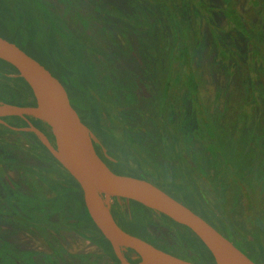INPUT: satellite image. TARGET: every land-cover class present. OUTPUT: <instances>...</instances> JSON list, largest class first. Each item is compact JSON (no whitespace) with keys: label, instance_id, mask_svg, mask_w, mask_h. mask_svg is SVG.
<instances>
[{"label":"flooded vegetation","instance_id":"obj_1","mask_svg":"<svg viewBox=\"0 0 264 264\" xmlns=\"http://www.w3.org/2000/svg\"><path fill=\"white\" fill-rule=\"evenodd\" d=\"M54 2L0 0V15L24 11L16 27L8 25L14 16L2 17L14 31L26 32L16 36L22 47L28 46L26 38L36 42L41 29L54 27L47 13L62 12L57 25L78 41L83 62L93 64L94 94L77 97L62 83L95 133L97 153L115 173L154 183L147 175L126 174L139 166L124 152V145L132 148L139 135L135 133L147 124L157 130L147 137L139 135L149 143V153L167 152L185 165L181 171L189 173L199 193V186L208 184L211 189V182L218 181L215 172L227 175L224 159L237 150L247 149V158L244 153L242 158L254 159L255 149L251 141L244 146L241 128L247 120L244 109H252L264 97L263 87L250 102L245 99V92L255 91V77L264 69V0H65L56 9ZM83 69L88 72L87 66ZM7 94L0 82V102L21 105ZM224 95L227 108L220 109L215 100ZM27 101L21 106L38 105L35 97ZM91 107L100 115L94 127L87 116ZM117 112L121 117H114ZM259 125L261 133V120ZM33 127L63 152L57 133L44 121L30 115L0 117V264H123L113 246L96 235L98 229L104 236L90 215L82 185ZM225 177L217 189L223 186L226 193L239 188L248 195L249 185L236 188L233 178ZM171 182L162 183L170 187ZM76 199L85 207L82 214ZM125 202L116 199L113 206L124 230L117 213L126 211ZM147 230V241L174 254L177 236L171 241ZM190 243L193 247L177 252L195 254L197 243ZM124 254L133 264L144 261L133 249Z\"/></svg>","mask_w":264,"mask_h":264},{"label":"water","instance_id":"obj_2","mask_svg":"<svg viewBox=\"0 0 264 264\" xmlns=\"http://www.w3.org/2000/svg\"><path fill=\"white\" fill-rule=\"evenodd\" d=\"M0 59L18 69L19 76L31 86L38 104L21 106L0 102V117L30 115L55 130L63 148L62 153L41 130L32 128L82 185L92 219L110 241L123 264H133L124 254L127 249L135 250L144 259L142 264L201 263L164 251L124 230L113 213L116 199L136 201L190 228L213 253L216 264H258L203 216L156 184L115 173L97 153V137L73 106L63 83L17 44L2 36ZM107 196L112 200L111 204L107 202Z\"/></svg>","mask_w":264,"mask_h":264},{"label":"rangeland","instance_id":"obj_3","mask_svg":"<svg viewBox=\"0 0 264 264\" xmlns=\"http://www.w3.org/2000/svg\"><path fill=\"white\" fill-rule=\"evenodd\" d=\"M52 1L54 2V0ZM64 1L65 0H61V3L59 5L61 6ZM59 5L55 1L54 9L60 7ZM30 10L31 8L28 10V12H30ZM38 11H42V8H38ZM59 14L62 15V12L60 10ZM59 14H56L57 17L62 18ZM11 16H14L15 18H11ZM22 16H24V11L21 12L19 10L13 11V13L6 12L5 14H2V17L5 19L11 18L9 19L8 25H11L13 23V27L17 26L15 23H18ZM23 23L24 21L22 22V24ZM11 30L13 29L10 26H7V24H0V31L4 32V36L10 39L14 38L15 42H18L20 45H22V43L16 38V36H12L10 32ZM40 36L41 34H39V37ZM23 49L28 53L34 55L35 50L32 49V47L25 45ZM46 65L51 68L49 63L46 62ZM259 68L261 67L257 66L256 71H258ZM255 78L257 79L255 91L253 93L245 92L246 101L250 100V96L255 95L257 92L263 91L262 88L264 87V85L262 84V79L264 78V69ZM260 98V102H263L262 104H260L259 101L257 102L256 99H253V102H257L258 105H256L252 109H244V112L247 115V120H245L246 122L241 128L242 138H244V146L246 147L247 143L251 141L255 149L254 160L250 163L251 167L250 165H248L249 172L253 176V182L249 185L250 190L249 192H247L248 195L246 197L245 194L238 189L234 190L232 188H229L225 193L223 186L221 187V191L223 193L222 195L221 191L216 187L220 185V183L222 185V182L226 178V173L222 175L220 171L215 172V175L218 174V181L216 182V180H214L213 182H211L212 188L210 189V186L208 184L206 186H203V188L199 186V193L198 189L195 187L198 184L192 182L188 172H186L185 170L184 172L181 171V169L185 165L180 164L178 161H173L174 158L167 152L163 154L159 153L156 156L149 153V143L142 138L147 137V135H152V132L153 134L157 132L152 124H147L144 129L142 128V130H137L135 134H139L142 138L140 137L139 139L138 135L137 138L133 140L132 148L124 145V152L129 154L132 158V162L139 166V168H133L132 172L126 171V174H131L138 177L141 176L140 174L144 176L147 175L151 181L163 187L165 191L169 192L170 195H172L174 198L181 201L191 209H194L198 213L203 214L211 222L212 225H214L220 232H222L225 236L232 240L256 263L264 264V130H261V133L258 132L260 129V120L263 123L264 128V97L262 98L261 95ZM215 102L220 109L227 108V100L225 95L216 98ZM120 114L121 112H117L115 113L114 117H121ZM230 123L235 124L233 121H230ZM127 126L131 127L129 125ZM229 128L232 129L233 126H229ZM158 131L162 133L160 130V126ZM187 132L188 130L186 129L184 133L186 134ZM178 133H180V131ZM141 139L143 141H141ZM236 153L239 155H242L244 153L245 157L247 158V149L239 151L237 150ZM125 157L130 161L129 156ZM244 162L245 161L243 160L239 166L245 168ZM228 170L229 172L232 171L231 168H229ZM147 171L150 173H148ZM169 181H172V186L169 187L168 185L163 184ZM76 201L77 202L74 203L75 207L77 208L79 213L82 214L85 207H83V205L78 202V199H76ZM125 203L129 207L126 208L125 213H131L133 215L135 221L137 222L136 224L138 227V231H142L144 226H146L147 224L148 228H150V230L156 234V237L161 236L173 241L175 236H177V239L174 240V243L177 245L176 249L181 250L180 252H183L184 249L193 247L190 242L194 241L195 243H197V239L199 238L190 228L184 225L182 226L181 224L179 225L163 214H150L145 205L142 206L140 205V203L139 205L136 203H132L131 201ZM147 217L149 218L147 219ZM170 227H172V229ZM95 233L96 235H98V237L102 238L104 242L112 247L111 243L104 238V236L98 229H95ZM189 238L193 239L189 241L187 240ZM196 248L197 250L195 251V254L193 253L190 254V256H187V254L184 255L183 253L181 257L201 264L213 263L215 257H213L212 255L207 258L203 256L198 257V245H196Z\"/></svg>","mask_w":264,"mask_h":264},{"label":"trees","instance_id":"obj_4","mask_svg":"<svg viewBox=\"0 0 264 264\" xmlns=\"http://www.w3.org/2000/svg\"><path fill=\"white\" fill-rule=\"evenodd\" d=\"M47 15H49L50 20L52 22V25L54 27H52L50 31L48 29H45V28L41 29L39 32V34H41V36L36 42H32L28 38H26V42H27L28 46L32 47V49H34L35 52H34V55L28 53L27 51H25V52L28 53L33 58H35L37 61H39L42 65L46 66L48 68V70L50 71V73L54 77L58 78L61 82L64 83V85L66 87L70 88L69 89L70 94H73V95L76 94L77 97H79V96L81 97V96L86 94L87 97L88 96L92 97L94 94L93 91H94V81H95L93 64L83 62V54H82L81 48L79 47L78 41L72 40V38H71L72 36L70 35V33L67 32L66 30H64L62 27L57 25V21H58L57 15L53 14V13H47ZM0 24H4L2 21L1 15H0ZM10 32H11L12 36H14V37L17 36L16 34H18V33H21L23 35H25V33H26L23 31L18 32V30H15V31L11 30ZM3 33H4L3 31H0V36L6 38L10 42L17 44V42H15L14 38L10 39V38L4 36ZM45 38H47V39H45ZM69 40H70V42H69ZM71 40L73 41V43L71 42ZM62 41H64V43H65L64 46H63ZM67 41H68V43H67ZM18 46L22 49L24 47V46L21 47L20 45H18ZM46 62L49 63L51 68L48 65H46ZM84 66H87L88 72L83 69ZM0 70L2 72L8 73V74H18V75L20 74L18 69L14 65H12L11 63L4 61L2 59H0ZM0 82H2L4 85L5 93H8L7 95L13 97L14 100H12V101H14V102L17 101L15 103H18L21 105L28 104L27 100L30 97H35L31 86L28 84V82L23 77H20V76L16 77V78L15 77H8L6 75H3V73H1L0 74ZM87 116L91 118V121H93V124H92V126H93L94 122L96 123V120L99 118L100 115H99V112L97 111L96 107L95 108L91 107L90 111H87ZM225 151H227V150H223V153ZM224 155H225V153H224ZM225 157H226V155H225ZM224 160L226 161V168L232 169V171H230V172L228 171L226 176H228L230 179L233 178V183H236L235 184L236 188H237V186H241L242 184H244V186L250 185L249 178H250L251 174L248 173L247 170L249 167L248 165H250L251 161L254 160L253 158L249 161L248 159H245L244 157L242 158V155L234 153V156H230L229 158H225ZM243 160L245 161L244 165H245L246 169L244 167L239 166ZM250 167H251V165H250ZM157 186H159L160 188L163 189V187H161L160 185H157ZM232 186L234 187L233 184H232ZM141 205L144 206L143 204H141ZM146 208L149 210L150 214L155 213L154 210H152L148 207H146ZM195 212L198 213L197 211H195ZM198 214H200L206 220H208L203 214H201V213H198ZM163 215L168 217L165 214H163ZM117 216L119 217L118 219L120 220V223L124 227H126V230L128 232H130L134 235H137L139 237H142L146 240L148 239V237H146L149 235V232L147 230V228H148L147 224H146V226H144L142 231H138V227L136 224L137 222L135 221V219L131 213L127 214V213H125V211H119L117 213ZM149 217H147V219ZM168 218H170V217H168ZM171 220H173V219H171ZM174 222H176V221H174ZM170 228L172 229V227H170ZM197 237L199 238V239H197V245H198L197 256L198 257L203 256V257L207 258L210 255H212L214 257L213 253L205 245V243L201 240V238L198 235H197ZM205 246H206V248H205ZM175 250L176 251H174L173 253L175 255L181 257L180 252H177L178 251L177 249H175ZM171 251H173V250H171ZM212 264H216V260H214Z\"/></svg>","mask_w":264,"mask_h":264},{"label":"bare ground","instance_id":"obj_5","mask_svg":"<svg viewBox=\"0 0 264 264\" xmlns=\"http://www.w3.org/2000/svg\"><path fill=\"white\" fill-rule=\"evenodd\" d=\"M107 202H108L109 204H111V203H112V200L110 199V197H109V196H107Z\"/></svg>","mask_w":264,"mask_h":264}]
</instances>
